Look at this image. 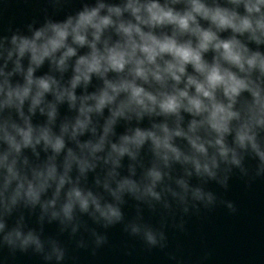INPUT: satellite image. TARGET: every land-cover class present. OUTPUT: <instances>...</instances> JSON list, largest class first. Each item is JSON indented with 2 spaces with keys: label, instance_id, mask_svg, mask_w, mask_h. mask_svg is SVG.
<instances>
[{
  "label": "clouds",
  "instance_id": "1",
  "mask_svg": "<svg viewBox=\"0 0 264 264\" xmlns=\"http://www.w3.org/2000/svg\"><path fill=\"white\" fill-rule=\"evenodd\" d=\"M234 176L264 180V0H80L0 28V250L64 264L47 221L95 254L109 238L84 216L165 249L170 222L237 211L210 187Z\"/></svg>",
  "mask_w": 264,
  "mask_h": 264
},
{
  "label": "water",
  "instance_id": "2",
  "mask_svg": "<svg viewBox=\"0 0 264 264\" xmlns=\"http://www.w3.org/2000/svg\"><path fill=\"white\" fill-rule=\"evenodd\" d=\"M79 7L80 0H71L61 9L53 8L47 0H0V28L9 24L23 27L33 19L42 23L46 14L54 19H64ZM36 26L39 27V23ZM46 71L47 66L37 74L42 75ZM61 111L65 112L66 108ZM89 183H94L93 174L89 175ZM210 187L217 190L223 199L234 201L237 211L232 213L223 204H218L211 211L201 210L199 215L185 217L184 231L172 228L170 222L166 229L168 246L165 249L149 250L139 238L125 233L123 225L104 229L87 216L83 219L88 227L100 234L106 233L109 238V242L96 249L95 254L94 238L83 228L72 237L70 229L60 234L59 222L49 224L45 221L42 238H56L67 248L64 264H176L170 259L172 256L181 264H264V180L248 184L234 176L227 192L214 183ZM124 211L126 219H132L136 215V202L129 200ZM38 215L39 209L28 218V223L39 231ZM144 216L153 223L159 221V216H153L146 207ZM9 223L11 225L12 221ZM81 239L88 243L87 248L78 247ZM0 261L2 264H47L42 254L34 253L31 249L27 253L17 250L13 254L7 247L0 250Z\"/></svg>",
  "mask_w": 264,
  "mask_h": 264
}]
</instances>
